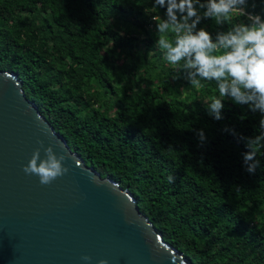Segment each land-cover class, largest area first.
<instances>
[{
	"label": "trees",
	"instance_id": "16d2710c",
	"mask_svg": "<svg viewBox=\"0 0 264 264\" xmlns=\"http://www.w3.org/2000/svg\"><path fill=\"white\" fill-rule=\"evenodd\" d=\"M153 3L0 0V69L18 75L70 148L132 191L190 262L264 264V148L255 146L260 167L250 174L239 139L259 134L261 114L229 99L222 120L207 114L204 102L218 88L189 85L183 62L171 65L154 47L153 18L165 10ZM248 5L264 16V0ZM244 19L233 15V22ZM200 26L213 34L219 28L212 20Z\"/></svg>",
	"mask_w": 264,
	"mask_h": 264
},
{
	"label": "water",
	"instance_id": "95a60500",
	"mask_svg": "<svg viewBox=\"0 0 264 264\" xmlns=\"http://www.w3.org/2000/svg\"><path fill=\"white\" fill-rule=\"evenodd\" d=\"M39 141L68 157V173L48 185L23 171ZM100 259L193 264L164 239L132 191L70 148L27 97L18 75L0 69V264H98Z\"/></svg>",
	"mask_w": 264,
	"mask_h": 264
},
{
	"label": "clouds",
	"instance_id": "9594fccd",
	"mask_svg": "<svg viewBox=\"0 0 264 264\" xmlns=\"http://www.w3.org/2000/svg\"><path fill=\"white\" fill-rule=\"evenodd\" d=\"M152 6L165 10L162 18H153L156 32L160 34L154 47L163 52L171 65L183 62L180 71L189 85L199 87L202 81L215 82L219 96L204 102L209 116L222 120L226 99L261 114L259 134L239 136L248 149L242 153L243 166L254 174L260 167L255 146L264 148V16L248 12V0H154ZM237 13L245 19L233 22V15ZM204 20H212L219 26L215 34L200 26ZM225 24H230L226 30ZM223 131L238 135L228 127ZM196 135L201 146L206 143L203 129L197 130ZM38 143L40 148L33 151L23 171L37 176L42 185H48L68 173L64 163L68 157L64 152L54 151L51 144L44 148L42 141ZM173 180L170 176L169 181ZM81 259L92 258L82 256ZM98 264H108V260L100 259Z\"/></svg>",
	"mask_w": 264,
	"mask_h": 264
}]
</instances>
